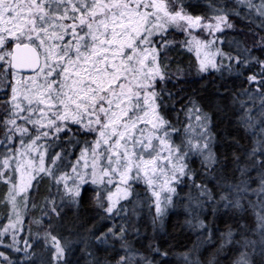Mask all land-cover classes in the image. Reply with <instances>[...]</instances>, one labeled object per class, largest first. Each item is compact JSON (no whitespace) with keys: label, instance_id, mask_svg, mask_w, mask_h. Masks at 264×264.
I'll list each match as a JSON object with an SVG mask.
<instances>
[{"label":"snow or ice","instance_id":"obj_1","mask_svg":"<svg viewBox=\"0 0 264 264\" xmlns=\"http://www.w3.org/2000/svg\"><path fill=\"white\" fill-rule=\"evenodd\" d=\"M0 188V264H264V0H0Z\"/></svg>","mask_w":264,"mask_h":264},{"label":"trees","instance_id":"obj_2","mask_svg":"<svg viewBox=\"0 0 264 264\" xmlns=\"http://www.w3.org/2000/svg\"><path fill=\"white\" fill-rule=\"evenodd\" d=\"M0 193H2V188H0ZM2 214H3V210L0 209V215H2ZM171 220H172V223L175 224L176 217L175 216L171 217ZM33 231H35V226H33ZM169 231H172V229L169 228ZM175 231H176V234L179 236V229H176ZM181 239H183L184 242L187 243V239L185 237H181ZM173 243H176V241H173ZM201 258L204 259L205 257L202 256Z\"/></svg>","mask_w":264,"mask_h":264}]
</instances>
